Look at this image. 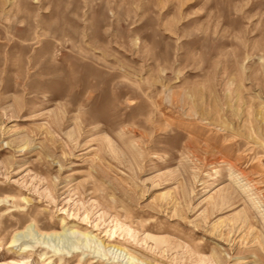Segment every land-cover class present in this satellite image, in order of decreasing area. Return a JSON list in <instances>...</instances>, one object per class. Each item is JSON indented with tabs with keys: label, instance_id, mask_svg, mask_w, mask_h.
Listing matches in <instances>:
<instances>
[{
	"label": "rangeland",
	"instance_id": "1",
	"mask_svg": "<svg viewBox=\"0 0 264 264\" xmlns=\"http://www.w3.org/2000/svg\"><path fill=\"white\" fill-rule=\"evenodd\" d=\"M0 264H264V0H0Z\"/></svg>",
	"mask_w": 264,
	"mask_h": 264
},
{
	"label": "bare ground",
	"instance_id": "2",
	"mask_svg": "<svg viewBox=\"0 0 264 264\" xmlns=\"http://www.w3.org/2000/svg\"><path fill=\"white\" fill-rule=\"evenodd\" d=\"M243 185H244V184H243ZM84 237H85L86 240L88 239V236H87V235H84ZM16 239H17V238H14V239L12 240V242H15Z\"/></svg>",
	"mask_w": 264,
	"mask_h": 264
}]
</instances>
